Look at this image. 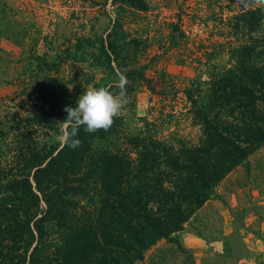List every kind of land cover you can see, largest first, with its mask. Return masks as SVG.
<instances>
[{
  "label": "trees",
  "instance_id": "obj_1",
  "mask_svg": "<svg viewBox=\"0 0 264 264\" xmlns=\"http://www.w3.org/2000/svg\"><path fill=\"white\" fill-rule=\"evenodd\" d=\"M113 2L118 12L92 54L117 80L94 87L119 92L122 72L128 104L143 85L162 95L182 92L201 135L195 142L177 132L160 136L148 121L131 130L123 107L107 130L90 133L81 125L76 147L65 138L40 139V128L45 136L71 131L66 108L86 90L56 84L47 67L27 92L33 109L13 112L8 128L0 120V264H135L165 239L172 246L151 257V264H164L168 250L187 251L180 234L220 197L219 183L264 146V0H241L238 12L223 17L226 38L202 44L203 53L191 59L199 73L182 82L165 71L150 77L144 64L129 62L141 41L127 36L121 12L146 4ZM170 38L179 45L174 32Z\"/></svg>",
  "mask_w": 264,
  "mask_h": 264
},
{
  "label": "rangeland",
  "instance_id": "obj_2",
  "mask_svg": "<svg viewBox=\"0 0 264 264\" xmlns=\"http://www.w3.org/2000/svg\"><path fill=\"white\" fill-rule=\"evenodd\" d=\"M135 1L144 2L147 9L128 6L121 12L127 36L141 41L131 47L139 51H131L129 62L144 64L150 77L158 79V73L165 71L169 79L180 82L199 73L191 59L203 53L202 44L226 38L229 27L221 20L241 8V0ZM116 8L113 0H0L3 127L14 124L13 112L26 116L33 109L27 92L34 91L47 67L56 84L70 87L82 84L88 89L95 82L117 80L114 73L96 65L92 54ZM177 24L185 36L179 34ZM172 32L179 45L171 40ZM187 106L182 92L177 97L162 95L143 85L124 105V112L131 130L144 128L148 121L160 136L177 132L195 142L201 127ZM44 131L40 128V139H62L54 130L49 136ZM109 140L100 139L97 145ZM217 190L220 197L208 200L180 234L187 251L168 250L164 264H264V146L233 168ZM170 246L165 239L158 241L135 264H151L158 248Z\"/></svg>",
  "mask_w": 264,
  "mask_h": 264
},
{
  "label": "clouds",
  "instance_id": "obj_3",
  "mask_svg": "<svg viewBox=\"0 0 264 264\" xmlns=\"http://www.w3.org/2000/svg\"><path fill=\"white\" fill-rule=\"evenodd\" d=\"M119 92H114L106 87H92L84 90L75 101V106L66 108L67 115L63 119L70 132L61 128L60 135L76 147L78 139H73L76 130L83 125L88 132L99 129L107 130L113 123V118L120 115L122 108L127 103L125 84L127 78L124 73H118Z\"/></svg>",
  "mask_w": 264,
  "mask_h": 264
}]
</instances>
